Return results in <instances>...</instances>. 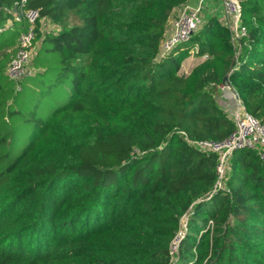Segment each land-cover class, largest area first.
<instances>
[{
    "label": "trees",
    "instance_id": "16d2710c",
    "mask_svg": "<svg viewBox=\"0 0 264 264\" xmlns=\"http://www.w3.org/2000/svg\"><path fill=\"white\" fill-rule=\"evenodd\" d=\"M16 1L0 0V264H264L259 151L235 152L214 193L218 155L192 144L234 132L226 77L264 122V0H242L238 46L212 15L159 61L190 0H27L56 27L14 81Z\"/></svg>",
    "mask_w": 264,
    "mask_h": 264
},
{
    "label": "built area",
    "instance_id": "2783aa9c",
    "mask_svg": "<svg viewBox=\"0 0 264 264\" xmlns=\"http://www.w3.org/2000/svg\"><path fill=\"white\" fill-rule=\"evenodd\" d=\"M185 4L173 18L171 33L164 37L159 48L161 58L168 55L178 44L188 41L202 25L203 3ZM222 22L231 32L232 43L239 45L245 36L246 30L241 25L242 0H221ZM7 12L13 21L25 22L23 32L18 39L15 55L6 68L5 74L12 80L18 81L33 74L31 59L35 54V40L37 37V24L41 17L39 8H31L27 0H19L8 7ZM220 100L235 123L234 132L222 141H195L192 144L203 151L218 155V180L213 192L222 187V181L232 155L240 150H258L260 158L264 160V122L245 112L229 84L223 83L220 87ZM178 239L172 245L176 250Z\"/></svg>",
    "mask_w": 264,
    "mask_h": 264
},
{
    "label": "rangeland",
    "instance_id": "374dc122",
    "mask_svg": "<svg viewBox=\"0 0 264 264\" xmlns=\"http://www.w3.org/2000/svg\"><path fill=\"white\" fill-rule=\"evenodd\" d=\"M196 1V0H194ZM199 1V0H198ZM194 4V3H193ZM196 4V3H195ZM11 6V5H10ZM8 9V7H7ZM222 2L221 0H205L203 3V14H202V21L206 22L210 16L212 15H218V16H222ZM223 12V11H222ZM68 24L69 25H73V24H79L80 22L74 19L73 16L68 18ZM11 21L13 22L12 18ZM11 21L7 20V23H11ZM39 29H38V41L35 44V47L37 49V46L39 44V40L42 38V36L48 32V31H52L54 29V27H56V24L52 21H50L47 18H41L40 23H39ZM36 51V50H35ZM220 96V95H219ZM217 97V102L219 104L220 107H222L223 109H225L223 107V103L220 100V97ZM53 106L52 104H50L47 108V113H46V117H48L49 115L52 114V110H53Z\"/></svg>",
    "mask_w": 264,
    "mask_h": 264
},
{
    "label": "crops",
    "instance_id": "0c3cea01",
    "mask_svg": "<svg viewBox=\"0 0 264 264\" xmlns=\"http://www.w3.org/2000/svg\"><path fill=\"white\" fill-rule=\"evenodd\" d=\"M198 0L194 1V0H190V2H188L187 4H195L197 3ZM183 6V5H182ZM175 8L172 12V14L170 15V18L168 19L167 23H166V33H165V38L168 37L171 33V29H172V21L173 18L177 15V13L179 12V10L181 9V7ZM222 13V11H221ZM161 59V57L158 55L157 61H159ZM204 58H199L196 57L194 55H191L189 58H187L181 68V73L184 75H188L193 68L198 65L199 63H201L203 61Z\"/></svg>",
    "mask_w": 264,
    "mask_h": 264
},
{
    "label": "water",
    "instance_id": "95a60500",
    "mask_svg": "<svg viewBox=\"0 0 264 264\" xmlns=\"http://www.w3.org/2000/svg\"><path fill=\"white\" fill-rule=\"evenodd\" d=\"M224 83H225V84H229V79H228V77H226V78L224 79ZM232 92L236 95V97H237V99H238V96H237L236 91H235L234 89H232Z\"/></svg>",
    "mask_w": 264,
    "mask_h": 264
}]
</instances>
